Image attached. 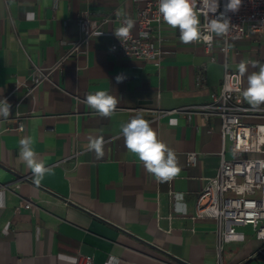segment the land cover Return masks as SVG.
I'll list each match as a JSON object with an SVG mask.
<instances>
[{
  "label": "crops",
  "instance_id": "crops-1",
  "mask_svg": "<svg viewBox=\"0 0 264 264\" xmlns=\"http://www.w3.org/2000/svg\"><path fill=\"white\" fill-rule=\"evenodd\" d=\"M142 5L0 0V99L11 105L10 115L0 117V264H75L79 256L91 257L92 264H264L254 259L264 256V245L249 226L237 228L243 241L221 245L219 262L216 222L194 219L196 194L215 175L221 150L219 119L194 108L219 88L224 61L237 74L245 63L242 100L253 106L243 91L247 77L264 65V48L254 38L233 41L224 60L219 40L208 52L183 43L178 28L162 23L156 30L159 68L110 53L108 33ZM84 14L111 18L104 35L91 37L86 54L63 61L49 82L26 96L31 63L51 68L66 51L62 43L78 39L76 21ZM96 91L117 99L110 117L87 105V95ZM178 109L190 110L171 112ZM137 114L176 154L180 171L167 181L148 173L125 147L121 125ZM17 115L27 117L21 133L12 130ZM24 137L32 138L37 159L52 169L39 186L19 158ZM89 137L103 141L102 156L87 150ZM189 153L196 154L194 165H187Z\"/></svg>",
  "mask_w": 264,
  "mask_h": 264
},
{
  "label": "built area",
  "instance_id": "built-area-1",
  "mask_svg": "<svg viewBox=\"0 0 264 264\" xmlns=\"http://www.w3.org/2000/svg\"><path fill=\"white\" fill-rule=\"evenodd\" d=\"M142 2L143 5L127 17L135 21L127 38L119 40L114 33H108L113 38L109 52L159 68L162 50L156 30L165 22L159 13V0ZM227 2L228 0H219L218 10L212 14L203 8L202 0H194L201 31L204 35H211L212 40L211 44L202 40L193 43L201 44L209 52L219 40L224 60L228 45L233 41L254 38L264 48V0H242L236 12L225 11ZM221 12L225 13L230 24L226 34L217 36L208 32L207 25ZM125 19L120 20V27ZM110 20V17L95 20L87 14L79 17L76 21L78 39L62 43L66 46V51L51 68L42 69L31 63L33 75L30 83L25 85L26 96H32L42 82H49V73L60 69L63 61L86 54L90 38L104 35L102 26ZM223 64L224 73L219 88L210 94L207 104L194 108L204 118H218L220 122L219 164L215 175L206 179L204 186L196 194L194 216V219L210 218L216 222L219 262V250L223 243L244 240L243 233L237 231L238 227L249 226L255 239L264 245V103L258 106L244 105L241 76L229 72L226 61ZM189 110L178 109L171 112L188 113ZM26 119V116L17 115L12 130L23 132ZM186 162L187 165H194L196 154H187ZM75 264H92V258L79 256Z\"/></svg>",
  "mask_w": 264,
  "mask_h": 264
},
{
  "label": "clouds",
  "instance_id": "clouds-1",
  "mask_svg": "<svg viewBox=\"0 0 264 264\" xmlns=\"http://www.w3.org/2000/svg\"><path fill=\"white\" fill-rule=\"evenodd\" d=\"M242 0H228L225 5L226 12H236L241 6ZM203 8L209 13L215 14L219 7V0H202ZM159 13L163 21L172 28L180 31V40L185 43L193 41H204L211 44V35H204L200 28V20L195 11L194 0H159ZM28 17L34 18V13H28ZM135 21L126 18L123 26L116 29L115 36L120 40L127 38L130 30L134 27ZM229 19L221 12L215 19L210 20L207 25L209 33L217 36L224 35L229 29ZM100 35V34H99ZM241 76L247 71L245 63L238 66ZM117 82L122 80L121 76L116 77ZM248 87L243 91L244 99L253 106L264 103V65H261L258 72L247 77ZM87 105L95 110L101 117H110L117 106V99L106 91H96L87 95ZM11 105L7 99H0V117L7 118L10 115ZM175 124L177 121H172ZM121 132L124 137L125 147L143 163L145 170L154 175L161 182L171 179L180 169L177 165V157L173 150L157 139V135L150 126V122L141 114L132 117L128 122L121 125ZM19 158L26 164L33 174V182L39 186L46 173L52 169L45 167L43 161L37 159L33 148L31 137H24L19 141ZM88 151H94L96 155H103V141L99 138L89 137ZM0 207H3V193L0 192Z\"/></svg>",
  "mask_w": 264,
  "mask_h": 264
},
{
  "label": "trees",
  "instance_id": "trees-1",
  "mask_svg": "<svg viewBox=\"0 0 264 264\" xmlns=\"http://www.w3.org/2000/svg\"><path fill=\"white\" fill-rule=\"evenodd\" d=\"M254 259H262V260H264V256H258L257 255V256L254 257Z\"/></svg>",
  "mask_w": 264,
  "mask_h": 264
}]
</instances>
